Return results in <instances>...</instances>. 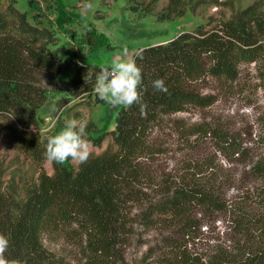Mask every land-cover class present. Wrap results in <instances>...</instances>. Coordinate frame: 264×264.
I'll use <instances>...</instances> for the list:
<instances>
[{"label":"trees","instance_id":"trees-1","mask_svg":"<svg viewBox=\"0 0 264 264\" xmlns=\"http://www.w3.org/2000/svg\"><path fill=\"white\" fill-rule=\"evenodd\" d=\"M157 1L150 0L145 10L150 12ZM192 1L167 0L158 20L183 15ZM263 6L264 0H255L229 19L138 49L133 58L143 69L145 114L138 105L121 106L114 129L87 135L98 147L110 135L104 150L91 154L77 168L69 161H50L52 174L42 166L48 136L41 139L29 131L42 122L37 112L46 101L42 81L52 90L75 96L94 88V79L85 80L89 70L105 66L81 64L68 80L58 79L75 62L72 57L62 60L50 48L57 43L54 31L30 23L24 12L10 5L0 12V133L39 169L37 183L26 190L23 200L4 196L0 190V233L11 239L7 258L48 264L42 237L57 233L84 243L91 264H124L120 247L136 235L156 231L161 238L147 249L141 264H264V185L255 197L224 194L233 183L264 180V155H254L256 148H264V137L246 141L206 120L191 122L177 115L190 108L204 110L217 100V94L201 92L198 83L209 78L228 90L239 66L259 59ZM157 79L165 81L167 93L153 88ZM95 101L102 102L97 95ZM206 136L224 154L228 168H244L238 180L228 169H218L213 156L203 157L200 163L187 156L176 169L166 166L164 157L172 151L171 145H191ZM219 216L227 218L230 237L223 246L208 251H194L187 246L189 240L179 242L167 232L170 229L194 242L204 219Z\"/></svg>","mask_w":264,"mask_h":264},{"label":"rangeland","instance_id":"rangeland-1","mask_svg":"<svg viewBox=\"0 0 264 264\" xmlns=\"http://www.w3.org/2000/svg\"><path fill=\"white\" fill-rule=\"evenodd\" d=\"M30 1L33 5L29 4ZM149 1L0 0V12H5L10 5L24 12L30 23L53 30L57 43L50 45V48L62 60L74 58L75 65L58 75V79L68 80L76 66L93 63L110 67L114 58L121 56L124 49L128 50L127 58L132 59L134 53L142 47L165 43L179 33L194 30L199 25L209 27L219 20L229 19L255 0H204L201 3L193 0L186 6L183 15L169 20H158V14L167 5V0L157 1L152 5L151 11L147 12L145 8ZM35 2H38V6L34 5ZM86 3H91L92 7L86 9ZM132 6L137 9L132 10ZM42 84L47 88L46 101L37 111L42 122L38 127L29 129L41 139L63 130L59 123L64 124L68 119L89 124L87 135L97 136L101 132L114 129V117L120 107L112 108L103 101L96 103V95L92 90L70 96L65 91L52 90L46 82L42 81ZM196 87L203 93L217 94V100L204 110L190 108L178 113V116L191 122L206 120L222 131L239 135L247 139L246 141L264 137V42L257 61L239 66V74L232 88L221 89L217 82L209 78L198 83ZM60 101L62 102L54 113L55 104ZM193 138L194 136L191 139ZM110 142L111 136L107 135L99 147L90 143L91 154L100 153ZM171 149L164 157L169 169H176L187 156L197 159L198 163L203 157L213 156L218 163V169H228V174L235 176L236 180L244 170L241 165L228 168L229 163L223 157L224 154L210 136L197 137L191 145L173 144ZM254 155H264V148H256ZM69 162L74 168L79 164V161ZM42 166L47 173L52 174L50 161L44 160ZM38 172L37 164L15 149L13 143L0 133V190L4 196L23 200L26 190L37 183ZM263 185L264 180L249 178L239 186L233 183L226 187L224 194L226 198L241 196L242 193L248 198L255 197ZM227 226L228 220L223 216L216 220L204 219L194 242L187 237L181 238L180 233H171L170 229L167 232L179 242L185 243V240H189L188 248L192 247L194 251L201 252L223 246V242L230 237ZM158 238L161 236H157L156 231H149L125 242L120 247L123 263L141 264L139 260ZM42 242L49 257L48 264H91L82 248L84 243L81 244L77 237L50 233L43 235Z\"/></svg>","mask_w":264,"mask_h":264},{"label":"clouds","instance_id":"clouds-1","mask_svg":"<svg viewBox=\"0 0 264 264\" xmlns=\"http://www.w3.org/2000/svg\"><path fill=\"white\" fill-rule=\"evenodd\" d=\"M91 7V3L85 4L86 9ZM127 57L128 50L124 49L121 56L114 58L110 67H101L98 71L91 68L85 80H95L93 93L112 108L122 106L127 109L138 105L144 115L147 106L143 102V69L138 66L135 58ZM152 86L156 91L168 92L163 79L154 80ZM90 156L91 144L87 139L86 125L74 119L66 120L63 130L47 138L45 158L48 161L58 164L69 160L86 163ZM10 247V237L0 233V264H23L18 259L7 258L6 253Z\"/></svg>","mask_w":264,"mask_h":264},{"label":"crops","instance_id":"crops-1","mask_svg":"<svg viewBox=\"0 0 264 264\" xmlns=\"http://www.w3.org/2000/svg\"><path fill=\"white\" fill-rule=\"evenodd\" d=\"M117 109V108H116ZM97 125V124H96ZM94 136V135H93Z\"/></svg>","mask_w":264,"mask_h":264}]
</instances>
